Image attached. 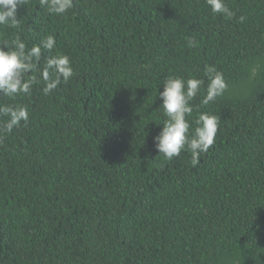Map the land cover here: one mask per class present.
<instances>
[{"label":"trees","instance_id":"obj_1","mask_svg":"<svg viewBox=\"0 0 264 264\" xmlns=\"http://www.w3.org/2000/svg\"><path fill=\"white\" fill-rule=\"evenodd\" d=\"M226 3L237 19L204 0H73L62 16L27 0L19 26L0 28V44L54 36L75 72L47 96L41 83L0 97L30 117L0 142V264L264 262V76L247 93L193 101L192 129L199 112L220 120L195 167L153 144L165 77L202 78L209 64L237 85L264 57V0Z\"/></svg>","mask_w":264,"mask_h":264},{"label":"clouds","instance_id":"obj_2","mask_svg":"<svg viewBox=\"0 0 264 264\" xmlns=\"http://www.w3.org/2000/svg\"><path fill=\"white\" fill-rule=\"evenodd\" d=\"M26 2L0 0V28H17L18 8ZM204 2L213 15H220L226 20L237 19L236 12L228 6L226 0ZM39 3L52 16H62L73 7V0H39ZM246 19V16L241 15L238 22L243 23ZM197 44L192 38L187 40L189 48H195ZM42 50L49 53L43 64L40 63ZM202 71V78L169 75L161 81L159 88L162 86L163 91L158 92L162 101L159 110L165 119L159 124L163 125L161 131L153 137L154 148L159 156L172 160L182 152H187L190 153L189 163L193 167L199 163L201 155L213 146L220 123L217 116L199 112L196 126L192 129L187 117L194 111L193 101L201 97L200 104L206 106L226 93H247L264 76V57H258L247 64L244 77L237 85H230L214 65L205 64ZM74 75L69 56L56 51V40L52 35H45L38 45L31 48L26 46L19 35L0 44V97L14 100L30 96L33 87L41 83V91L47 96L62 83H68ZM29 120L27 106L0 103V142L14 129L22 125L26 127ZM261 264L264 262L261 261Z\"/></svg>","mask_w":264,"mask_h":264}]
</instances>
